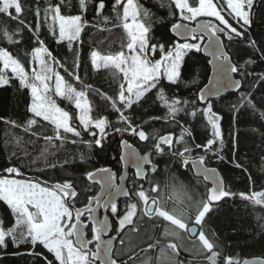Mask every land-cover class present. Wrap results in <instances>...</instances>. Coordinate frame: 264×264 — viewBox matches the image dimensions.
I'll return each instance as SVG.
<instances>
[{
    "label": "snow or ice",
    "instance_id": "1",
    "mask_svg": "<svg viewBox=\"0 0 264 264\" xmlns=\"http://www.w3.org/2000/svg\"><path fill=\"white\" fill-rule=\"evenodd\" d=\"M157 3L167 8L170 31L178 39L161 42L154 38V13L140 0H0V15L17 22L14 30L0 28V39L19 44L27 29L36 44L29 66L0 47V87L18 81L31 98L26 108L30 115L22 123L0 117L7 158L0 166V202L12 217L11 226L0 217V249H7L10 242L15 249L12 254L30 257V264H264V260L250 262L226 253L224 242L208 227L214 209L226 203V198L239 196L264 207V190L234 192L218 169L210 166L213 158L225 160L222 117L214 110L216 98L225 91L238 93L233 111L249 108L259 111L264 120V111L256 108L250 90L256 82H264V73L254 70L258 60L264 62V47L249 34L257 13L264 12V0ZM89 27L124 33L119 50L113 51L109 44L105 53L93 49L89 54L93 71L111 73L117 83L114 94L88 83L80 74L86 66L77 45H82V33ZM45 28L58 46H67L70 57L62 61L49 50L41 39ZM241 45L251 50L243 62L236 58ZM202 52L210 57L207 64L212 74L207 83L190 97L177 92L169 95L170 88L199 84L197 79L185 81L183 69L189 54ZM90 95L99 96L106 114H100ZM150 99L164 114L138 123L136 110ZM58 100L72 107H62ZM181 116L203 117L209 131L205 142H196ZM153 122L179 132L145 130ZM115 137H119L118 163L135 169L131 177L124 173L117 177L111 167H88L93 150L103 152ZM126 137L149 145L148 150L141 154ZM69 145L76 148V155ZM61 152L65 154L62 160ZM77 159L84 166L79 173L66 167ZM232 163L247 172L235 157ZM260 171L264 172V157ZM32 172L37 178H26ZM188 173L192 175L186 182L181 176ZM248 179L254 186L251 175ZM97 185L99 191L92 194ZM101 209L111 215L100 218ZM259 227L264 232V224Z\"/></svg>",
    "mask_w": 264,
    "mask_h": 264
},
{
    "label": "trees",
    "instance_id": "2",
    "mask_svg": "<svg viewBox=\"0 0 264 264\" xmlns=\"http://www.w3.org/2000/svg\"><path fill=\"white\" fill-rule=\"evenodd\" d=\"M26 3L31 0H25ZM75 3V0H73ZM146 8L150 9L153 13V32L152 35L156 40L161 42L175 40L171 35L170 23H168L167 8H161L157 3V0H140ZM67 11V9H66ZM93 14L89 13V20L92 19ZM32 17L27 16V20L30 21ZM162 21V22H161ZM7 26L8 30H14L17 27V22L10 20L8 17L0 15V28ZM111 27V26H109ZM250 36L256 40L258 44L264 47V12L257 13L254 22L250 28ZM124 33L121 29H113L109 31H97L89 27L84 33H82V45H77L79 48L84 65L80 74L84 76V79L93 84L95 87L100 88L109 94H114L117 89V83L114 81L109 70L100 69L99 71H93L90 66L89 54L91 50L97 49L102 53L108 51L109 44H112V50H119L120 39ZM17 39H20L17 37ZM41 39L45 41L49 50L57 56L58 59L64 60L66 57H70L67 46H58L45 28L42 31ZM101 41L104 44L101 45ZM115 42V43H113ZM36 46L32 39L31 33L27 29L23 32V39L19 44L10 45L6 40L0 39V47L6 48L13 53L18 59H20L25 66H29L31 60V51ZM237 57L240 62L247 59L251 54V50L246 46L241 45L237 49ZM158 58V57H157ZM30 70V69H29ZM62 75L63 69H58ZM254 70L257 74L264 73V62L257 61L254 66ZM85 71L87 75H85ZM10 74V73H9ZM210 74L209 65L207 59L202 56L201 53L189 54L186 57V64L183 69V78L185 81H191L197 79L198 85H191L185 88L183 85L179 89H168L169 95L173 92H177L181 97H190L198 87H203L207 83V77ZM249 83H252L249 80ZM79 87V85H77ZM245 90H249L246 86ZM252 92V100L256 105V108L260 111H264V82H256V86L250 89ZM238 93H229L221 98L215 99V111L222 117L221 129L225 140V147L223 155L225 160L223 162L215 160L213 158L210 161V166L216 167L222 177L225 179L228 186L234 192H249L250 188L255 191L264 190V172L260 171L261 158L264 157V120L260 119V112H253L249 108H242L238 113H235L232 109V104L237 102ZM89 99L98 106L100 114H106L103 102L99 96L90 95ZM30 94L27 89H20L18 81H13L11 86L0 87V117L10 118L22 123L30 114L26 112L27 106L30 104ZM62 107L71 108L72 106L67 101H59ZM146 110V111H145ZM164 109L159 104L153 105L151 99L143 108L136 110L137 122L140 123L143 120L148 119L149 116L163 115ZM235 117V118H234ZM111 118L114 120L115 115ZM181 119L192 128L193 136L197 143H203L209 137V131L205 127L206 122L202 116H198L193 120L190 117L181 116ZM156 128L161 131L162 134L170 131H174L178 134L179 129H172L171 127L163 124V122H153L145 125V130L150 131ZM4 131L5 125L0 121V166L6 163V154L4 152ZM17 135H24L21 129H14ZM130 143L133 144L141 153L148 150L149 145L143 142H139L137 138L126 137ZM25 139H28L25 136ZM235 140V146L233 141ZM118 142L119 137H115L109 143L105 145L103 152L99 150H93L91 161L88 165L89 168L94 164L96 167L104 166L111 167L116 173L120 174L121 164L118 163ZM30 147V146H29ZM71 149V154L76 155V148L72 145L68 146ZM11 150V148H9ZM31 150V148H30ZM85 152L86 149H83ZM59 158L62 160L65 158L63 152L59 153ZM195 155V153H194ZM117 157L113 159V157ZM245 165L247 172L242 169L234 167L232 163L233 158ZM70 170L79 173L83 170V165L79 164L77 159L76 163L66 166ZM160 167L163 169L164 164ZM173 171H176L179 166H172ZM180 173H185V169L180 168ZM37 173H29V176L33 179L37 178ZM51 175V173H49ZM191 173L182 175L181 178L188 182L191 178ZM251 175L252 180L255 182L254 186L250 185L248 179ZM130 175L129 177H131ZM43 179V176L39 177ZM163 176H161V181ZM193 184L195 181H191ZM96 187V186H95ZM128 187H131V179L128 181ZM95 190V188H94ZM199 190L203 192V184L199 186ZM94 192V191H93ZM227 202L223 203L219 208L214 209L211 214V219L208 221V227L215 231L221 241L224 242L226 253L233 257H238L241 260L250 257L264 258V232L261 231L260 225L264 224V207L253 206L247 201H242L239 196L235 198H226ZM124 199L121 202V208H123ZM0 217H3L8 221V226H11L12 217L10 211L7 210V206L0 202ZM159 236V232H157ZM15 249L9 242L7 249H0V264H30V257L16 256L12 253Z\"/></svg>",
    "mask_w": 264,
    "mask_h": 264
},
{
    "label": "water",
    "instance_id": "3",
    "mask_svg": "<svg viewBox=\"0 0 264 264\" xmlns=\"http://www.w3.org/2000/svg\"><path fill=\"white\" fill-rule=\"evenodd\" d=\"M171 35L175 38V40L176 39H178L177 37H175L174 36V34L171 32ZM202 54V56L204 57V58H206L207 60L208 59H210V57H207L206 56V54L205 53H201ZM209 69H210V74H209V76L212 74L211 73V65H209ZM229 93H232V92H228V91H225L224 93H222V95H221V97H223V96H225V95H227V94H229ZM220 97V98H221ZM216 99H218V98H216ZM135 147V146H134ZM138 150V149H137ZM139 151V150H138ZM141 154H143V153H141ZM114 171V170H113ZM115 172V171H114ZM130 172H135V169L134 168H132L131 166H129L127 169H125L122 165H121V172H120V174H122V173H124V174H126L128 177H129V173ZM120 174H118L117 173V177H119V175ZM128 181H129V179L127 180V182H126V186L128 187ZM117 182H119V179H117ZM124 198L123 197H120L119 198V204H120V202L123 200ZM102 210V215L100 216L99 215V212H98V215L100 216V218H103V216L104 215H108V212L106 213L103 209H101ZM245 260V259H244ZM246 260H249L250 262L251 261H253V260H264V258H261V257H250V258H246Z\"/></svg>",
    "mask_w": 264,
    "mask_h": 264
},
{
    "label": "flooded vegetation",
    "instance_id": "4",
    "mask_svg": "<svg viewBox=\"0 0 264 264\" xmlns=\"http://www.w3.org/2000/svg\"><path fill=\"white\" fill-rule=\"evenodd\" d=\"M132 174H133V172H130V173H129V176L132 175ZM96 191H99V186H98V185L95 187V190H94V192H93L92 194H95ZM121 202H122V201H121ZM121 202H120V207H121ZM99 215H100V216L102 215V210L99 211ZM108 215H109V216L111 215V214H110V211L108 212ZM85 219H86V217H85ZM89 232H90V230H89Z\"/></svg>",
    "mask_w": 264,
    "mask_h": 264
},
{
    "label": "rangeland",
    "instance_id": "5",
    "mask_svg": "<svg viewBox=\"0 0 264 264\" xmlns=\"http://www.w3.org/2000/svg\"><path fill=\"white\" fill-rule=\"evenodd\" d=\"M162 231H163V228L161 227V229L159 230V235H161Z\"/></svg>",
    "mask_w": 264,
    "mask_h": 264
}]
</instances>
